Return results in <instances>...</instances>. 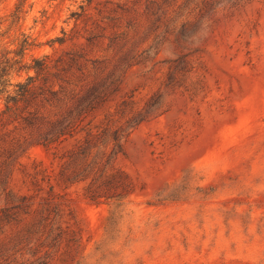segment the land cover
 <instances>
[{
    "label": "rangeland",
    "instance_id": "rangeland-1",
    "mask_svg": "<svg viewBox=\"0 0 264 264\" xmlns=\"http://www.w3.org/2000/svg\"><path fill=\"white\" fill-rule=\"evenodd\" d=\"M0 18L2 42L51 72L29 108L39 126L95 87L102 100L50 148L37 128L0 129V209L16 214L11 235L29 236L20 262L264 264V0H0ZM148 104L104 164L102 130ZM101 169L95 187L131 194L90 200Z\"/></svg>",
    "mask_w": 264,
    "mask_h": 264
},
{
    "label": "trees",
    "instance_id": "trees-1",
    "mask_svg": "<svg viewBox=\"0 0 264 264\" xmlns=\"http://www.w3.org/2000/svg\"><path fill=\"white\" fill-rule=\"evenodd\" d=\"M3 22L0 18V100L3 101L4 105V108L0 111V129L14 122L24 124L29 128H37L39 138L37 144L46 148H50L56 143L73 137L77 133L80 123L83 121L81 120L82 115L95 110L102 101L101 97L97 96V93H100L99 90L95 87L89 96L79 98L78 104L74 109L67 113L63 112L58 121L54 123L49 122L47 129L44 126H39V121L34 117L35 114L29 111V108L32 102L39 96V90L48 81L51 72H47L48 64L44 59L32 60V64L27 65L23 63V51L11 50L2 42L6 34ZM21 73H24L26 76L23 78ZM96 99L99 101L93 104ZM150 106L148 104L143 112L130 118L126 122V125L116 128L112 133H110L108 128L102 130L99 138L104 141L108 138L110 139L109 143L112 144L110 154H103L101 157V159H105L104 164L108 165L119 154H124V143L131 132L155 113L153 112L155 110L151 109ZM161 114H156L153 117H158ZM75 119L76 121H74ZM81 131H84L86 134L85 146H88L93 138L92 129H81ZM76 155L74 154L71 159L75 158ZM90 175L92 174L88 171L84 179H87ZM102 176V169L99 177L93 176V183L90 185L91 187L88 191L90 200L97 201L104 199L107 202H116L126 199L131 194L132 188L130 184L114 180L95 187V182L102 178ZM41 191L42 188L38 192L40 193ZM55 199L56 197L52 193L46 199L42 198L43 204L47 206ZM13 209L20 208L14 207ZM15 217L16 214L12 213L10 209H0V264H25V262H20L19 260L24 256L23 254L26 250L22 245L25 244L29 236L19 233L10 234L8 226L17 223ZM115 219L116 215L111 214L107 219V227H112L115 224Z\"/></svg>",
    "mask_w": 264,
    "mask_h": 264
}]
</instances>
